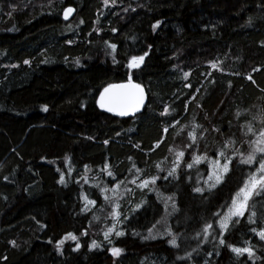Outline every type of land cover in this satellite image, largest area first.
Listing matches in <instances>:
<instances>
[{
	"label": "trees",
	"instance_id": "1",
	"mask_svg": "<svg viewBox=\"0 0 264 264\" xmlns=\"http://www.w3.org/2000/svg\"><path fill=\"white\" fill-rule=\"evenodd\" d=\"M109 3L0 0V264H264V192L220 228L262 155L240 162L249 127L264 125V0ZM129 77L147 93L142 113L104 111L100 94ZM177 144L191 145L178 167ZM222 151L227 174L206 182ZM119 189L124 235L105 239Z\"/></svg>",
	"mask_w": 264,
	"mask_h": 264
},
{
	"label": "snow or ice",
	"instance_id": "2",
	"mask_svg": "<svg viewBox=\"0 0 264 264\" xmlns=\"http://www.w3.org/2000/svg\"><path fill=\"white\" fill-rule=\"evenodd\" d=\"M104 4L107 6L109 4V0H104ZM114 6V3H113ZM74 10L72 8H68L64 13V18H68V14L73 12ZM154 27H159V23L154 25ZM113 50L115 49V45H111ZM144 61V56H133L131 59V62L128 64L129 68H137L140 66L141 63ZM25 64L30 63L29 61H24ZM187 75V74H186ZM251 79V77H249ZM144 95H143V89L139 84H135L132 82L131 77H129L128 82L126 84H112L109 85L104 89V91L100 94L99 98V104L101 108H104L108 112H115L118 116H128L129 114H134L135 112L140 110V107L143 103ZM44 112L48 111V107L44 106L42 109ZM167 114V109L164 113ZM165 132L168 131L167 128L164 129ZM251 127H249V132H251ZM253 135H256V133H252ZM190 136L193 140V143H195L196 135L195 132L190 133ZM107 143V141H105ZM255 147H253L252 152L245 158L243 153L240 154V162L244 164H252L257 163L256 161V154L261 153V159L258 161V167L256 170L249 176L248 180L244 183V186L239 190V192L236 194L235 198L232 200V207L229 209L228 216L224 217L223 220L220 221V228L223 230H227L229 223L231 222L232 217H243L245 212L247 211V205L248 201L251 199L253 193L259 195L261 192H264V130L259 131L257 139L253 142ZM156 147H159V143H157ZM191 147V145H189ZM178 157H183L184 152H179ZM220 157H223L225 162L221 164L219 160L213 161V172L212 174L208 175L207 181H213L215 178L216 183H221V176L217 173L222 170L223 174H227L229 170V165L232 163V159L235 157H227L225 156V153L222 151L219 153ZM207 157H193L194 163H200L202 160H206ZM159 167V165L157 166ZM178 167V164H177ZM187 167L191 169L193 167V164H188ZM139 171V169H137ZM176 169L173 168L172 171L168 173V176H172L173 172H175ZM109 176H112L113 174L109 171ZM167 177H165L166 179ZM114 179V177H113ZM156 177H153L151 179H145L141 183V187H148L150 184L156 183ZM60 183H64V176L63 174L60 177ZM132 183H135L133 180ZM119 184L116 185L117 188H119ZM213 187H215V184H213ZM196 192H201L200 188L195 189ZM87 199V198H85ZM107 199V197H105ZM90 204H94L95 201H88ZM118 207V206H117ZM117 216H119V213H116ZM256 213L253 211L251 213L252 217H255ZM217 216H220V213H217ZM249 223H255L254 220L249 219ZM212 224H207L204 228V232L208 233L209 229H212ZM115 231V228H109L107 232L104 233L105 239H108L109 233ZM253 231H256L253 229ZM116 235L122 236L124 235L121 231H116ZM257 235L261 241H264V229H261L257 232ZM71 238L72 240H76L77 237L75 235L69 234L64 239L60 240L58 242L57 247L59 248L60 245H62L66 239ZM51 242V241H50ZM13 245L15 242H12ZM173 246H177L175 243V240L171 242ZM221 244H225V241L223 239L220 240ZM92 247H98L95 241H93ZM79 245H77L78 250ZM230 250L239 255L247 254L249 258H252L255 253L252 251L250 247H235L231 246ZM112 254L114 256H119L121 254L122 249L118 247H113L111 249Z\"/></svg>",
	"mask_w": 264,
	"mask_h": 264
},
{
	"label": "rangeland",
	"instance_id": "3",
	"mask_svg": "<svg viewBox=\"0 0 264 264\" xmlns=\"http://www.w3.org/2000/svg\"><path fill=\"white\" fill-rule=\"evenodd\" d=\"M104 1V0H103ZM110 5V3L107 5V6H109ZM106 6V5H105ZM69 8V7H68ZM67 9V8H66ZM214 69H219V66H217V65H215L214 67H213ZM185 76H187L188 77V74L186 75L185 74ZM259 119L261 120V121H263V119L262 118H260L259 117ZM252 129V131L250 132V134H249V139H248V147L249 148H253V147H255V145H254V141L257 139V137H258V133H259V131H261V130H264V125L261 123L260 124V126L258 127V129H256V128H251ZM184 133V132H183ZM183 133H182V135H183ZM252 133H256V135H253ZM176 147L175 148H173V150H172V154H173V156H174V160H175V162H176V165L175 166H177V164L178 165H180V163H181V161L184 159V156L183 157H178V153L179 152H184V155H185V152L187 151V149L189 148V146L187 145V146H179L178 144L177 145H175ZM220 162V161H219ZM221 163V162H220ZM222 164V163H221ZM213 170V169H212ZM213 172V171H212ZM222 170H220V172H218L217 174L218 175H222ZM213 182H216L215 181V178L213 179ZM112 193H113V196H115L116 198H118V202H116V206L115 205H113V211L111 212V215H112V218L114 219V223H113V225H112V227L111 228H113V226H114V228H115V231H113L114 233H116V231H118V229H116V227H115V223H116V213L118 212L119 213V210H120V199L122 198V195H124V192H122V190L121 189H119V191L118 190H114V191H112ZM254 194V193H253ZM120 195V196H119ZM118 206V207H117ZM123 250L121 251V254L120 255H122L123 254ZM111 253H112V251H111ZM119 255V256H120ZM119 256H114V257H119Z\"/></svg>",
	"mask_w": 264,
	"mask_h": 264
},
{
	"label": "water",
	"instance_id": "4",
	"mask_svg": "<svg viewBox=\"0 0 264 264\" xmlns=\"http://www.w3.org/2000/svg\"><path fill=\"white\" fill-rule=\"evenodd\" d=\"M69 8H72L74 11L73 12H71V13H69L68 14V18L67 19H65L64 18V13H65V11L68 9H65V11H64V13H63V18H64V20H66V21H70L74 16H75V13H76V10L73 8V7H69ZM133 82V81H132ZM127 83V82H126ZM126 83H122V84H126ZM133 83H135V82H133ZM135 84H137V83H135ZM141 86V85H140ZM141 88L143 89V95H144V100H143V103H142V105H141V107H140V110L139 111H137V112H135L134 114H129L128 116H118V115H116L115 114V112H108V111H106L104 108H102L104 111H106V112H108V113H110V114H114V115H116V116H118V117H120V118H131V117H136V116H138L139 114H141L142 113V111L144 110V108H145V106H146V104H147V93H146V91H145V89L141 86Z\"/></svg>",
	"mask_w": 264,
	"mask_h": 264
}]
</instances>
